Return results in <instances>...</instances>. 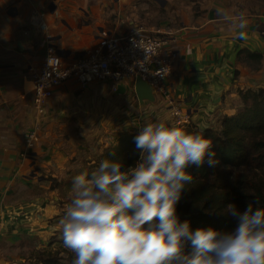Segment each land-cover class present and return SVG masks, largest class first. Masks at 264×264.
Listing matches in <instances>:
<instances>
[{
  "label": "crops",
  "instance_id": "0c3cea01",
  "mask_svg": "<svg viewBox=\"0 0 264 264\" xmlns=\"http://www.w3.org/2000/svg\"><path fill=\"white\" fill-rule=\"evenodd\" d=\"M83 3L0 0V264H31L30 256L26 258L21 251L26 246L33 251L34 239L38 240L41 231L40 213L49 216L57 212L55 190L47 185L49 179L53 183L57 175L77 168L88 154L86 144L82 143L83 133H77L80 144L68 140L70 120L61 115L70 112L69 105L80 90V94L86 95L81 83L71 79L65 87L56 88L40 115L32 87L23 81L28 68L43 60L48 32L54 36L64 63L79 59L96 46V37L103 32L98 24L105 22L102 4ZM202 7L208 16L200 23L203 32L184 43L177 72L165 82L200 130L213 122V113L207 107H219L221 97L234 98L235 107L241 103L238 87H264V69L247 68L237 58V52L245 47L264 55V0H203ZM218 9L233 16L245 14L249 20L246 40L236 38L240 29H233L215 14ZM181 12L177 9L176 15L189 21L190 17H182ZM182 24L172 25L175 35L189 29ZM191 30L194 29L187 32ZM237 69L241 70L238 79ZM134 82L123 86L118 95L112 94L108 81L93 80L87 90L95 98L110 94L120 99L123 113H115L125 125L120 129L139 132L145 123H140V118L150 112L159 98L154 95V101H142ZM125 102L128 104L123 105ZM160 120L172 123L173 117L164 111L147 122ZM33 132L35 137L30 138ZM112 143L116 144L114 140ZM83 155L85 159L80 160Z\"/></svg>",
  "mask_w": 264,
  "mask_h": 264
},
{
  "label": "clouds",
  "instance_id": "9594fccd",
  "mask_svg": "<svg viewBox=\"0 0 264 264\" xmlns=\"http://www.w3.org/2000/svg\"><path fill=\"white\" fill-rule=\"evenodd\" d=\"M218 15L240 29L237 39L248 38L243 12L233 16L218 9ZM212 143L203 129L187 132L178 122H145L134 137L139 154L134 167L125 168L123 158H106L91 173L74 176L72 199L59 220L73 264H264L259 198L243 212L227 205L226 214L238 221L228 232L193 231L177 214L182 194L195 180L188 167L218 163Z\"/></svg>",
  "mask_w": 264,
  "mask_h": 264
},
{
  "label": "trees",
  "instance_id": "16d2710c",
  "mask_svg": "<svg viewBox=\"0 0 264 264\" xmlns=\"http://www.w3.org/2000/svg\"><path fill=\"white\" fill-rule=\"evenodd\" d=\"M237 58L243 63L247 59L258 63L264 60L262 54L246 47L237 52ZM239 76L237 69L235 78ZM237 91L240 105L232 114L226 115L216 129H205V136L213 142L211 150L218 163L209 167L205 162L203 166L191 165L187 169L195 180L182 194L177 214L181 222L190 221L193 231L197 228H214L222 232L234 230L238 221L225 212L230 203L243 212L249 202L259 198L257 207H264V88L245 86L238 87ZM182 126L187 132L199 131L192 120ZM137 134L139 132L133 129L113 131L111 137L116 144L112 148L103 156L84 160L76 169H71L68 181L60 179L57 182L55 178L57 184L53 186L72 188L74 176L84 171L91 173L106 158H123L125 168L134 167L139 158L134 144ZM54 241L41 251L36 250L31 264H73L74 254L64 248L62 238Z\"/></svg>",
  "mask_w": 264,
  "mask_h": 264
},
{
  "label": "built area",
  "instance_id": "2783aa9c",
  "mask_svg": "<svg viewBox=\"0 0 264 264\" xmlns=\"http://www.w3.org/2000/svg\"><path fill=\"white\" fill-rule=\"evenodd\" d=\"M175 39L171 31L148 27L134 19L126 31L104 30L93 49L71 63H64L54 36L48 32L43 60L28 68L23 81L31 85L34 105L41 115L54 90L65 87L71 79L78 80L82 86L93 80L108 81L112 94L118 95L122 86L132 85L141 77L159 100L140 118V123L168 111L172 123L182 125L188 121L189 112L175 102L165 83L176 71L181 54ZM50 56L54 57L52 67L48 63ZM34 137L33 132L30 138Z\"/></svg>",
  "mask_w": 264,
  "mask_h": 264
},
{
  "label": "rangeland",
  "instance_id": "374dc122",
  "mask_svg": "<svg viewBox=\"0 0 264 264\" xmlns=\"http://www.w3.org/2000/svg\"><path fill=\"white\" fill-rule=\"evenodd\" d=\"M54 1L57 2L59 0ZM82 1H84L83 4H87L88 6H91L92 4H102L105 22L99 23L98 26L102 27L103 31L107 28L113 31H126L130 26V21L134 19H137L142 25H156L157 27L170 28L171 30L173 28V24L184 23L182 24V27H187L189 29L191 28L194 30H191V33H188L187 30L189 29L186 30V28H184L177 35H175L176 33L173 34V37L176 38V45L180 53L182 52V47L187 40L191 38H197L201 35L200 33L203 32V29L200 23L206 21V18L208 17L205 14L206 10L204 9V7H202L203 0H199L198 4L193 3L197 0H191L190 2L188 0H184L181 2L184 3V6H181V3L176 0H168L165 5H163V3H160V0ZM170 2L174 4H169ZM177 9L182 10V17H190V20L186 21L183 18L177 16ZM215 14L217 13L215 12ZM206 33L207 32H205V34ZM100 37L101 35H98L96 39H99ZM245 65H247V68L251 69L255 68L256 66L259 69H264V60L263 62L258 63L257 61L247 59L245 61ZM242 69L245 71L248 70L245 68ZM176 72L177 71H175L172 76H174ZM261 77H264L263 74L261 75ZM88 84L86 86H83L82 88L86 90V95H84L83 93L80 94V90L79 93L75 95L74 101H72L69 105L70 112L61 115H65L70 120V130L66 135L68 137V140L74 142L75 144H80L81 140L77 138V133H83L82 143H85L88 149V154L85 158L86 160H91L95 157L103 156L108 149L112 148L115 145L112 143V132L122 127H125V125L123 124L122 119L117 118L115 114L123 113L122 111L124 109L122 107L120 99L114 96L111 97L110 94H106V97H104L103 99L101 97L95 98L90 93V91L87 90ZM106 92H108V89ZM170 95L172 96L171 93ZM85 98L86 101H84ZM172 98L175 100L176 103L181 105L185 110L189 112V110L185 106L180 104L173 96ZM234 103V98H231L229 96H223L221 97V105L219 107L215 108L213 105L208 106L207 109L210 110L209 113H213L211 116L213 122L209 124L206 128L216 129L221 124L223 118L226 115H230L234 112H231L230 109L236 108L240 105L239 104L238 106L232 107ZM127 104L128 102H125L123 105ZM191 118L192 117L189 114L188 120H191ZM206 128H204L203 130H205ZM85 158L83 155L79 159L82 160ZM76 164L77 163H75V165ZM67 173L70 174V172ZM67 173L64 175H57V182L60 181V178H63L64 181H68L69 177H66ZM49 181L50 183L47 185H49L52 190H55V202L57 205V212L49 216H46L44 213H40L41 231L40 235L37 237L38 240L34 239L33 251L30 246H26L21 251V253L26 256V258H28L29 256H33L32 259H28L30 263L36 256V250L41 251L44 246H46V244L55 242V239L62 238L59 220L62 218L65 209L69 205L73 195L71 188L67 187L68 185H62V187L54 188L52 184L57 183H51V179H49ZM35 241H38L37 244H39L37 245ZM28 244H30V242L27 243V245Z\"/></svg>",
  "mask_w": 264,
  "mask_h": 264
},
{
  "label": "water",
  "instance_id": "95a60500",
  "mask_svg": "<svg viewBox=\"0 0 264 264\" xmlns=\"http://www.w3.org/2000/svg\"><path fill=\"white\" fill-rule=\"evenodd\" d=\"M134 85H135L136 93L138 94L140 98H142V101L143 100H148V101L155 100V97H154V94H153V91L150 85L145 80H143L141 77L136 78ZM122 89H123V86L120 88V91Z\"/></svg>",
  "mask_w": 264,
  "mask_h": 264
},
{
  "label": "flooded vegetation",
  "instance_id": "af4514ba",
  "mask_svg": "<svg viewBox=\"0 0 264 264\" xmlns=\"http://www.w3.org/2000/svg\"><path fill=\"white\" fill-rule=\"evenodd\" d=\"M166 2H168V0H160V3H163V5H165V4H166ZM216 13H218V11H216ZM152 27H155V28H160V29H163V30H167V31H171V32H172V30H171L170 28H165V27H157L156 25H153ZM173 34H174V32H173Z\"/></svg>",
  "mask_w": 264,
  "mask_h": 264
}]
</instances>
